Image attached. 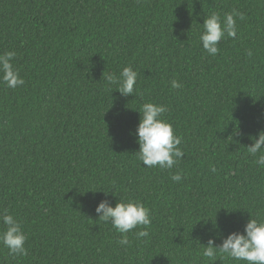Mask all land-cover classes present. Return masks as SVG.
Masks as SVG:
<instances>
[{
	"label": "trees",
	"instance_id": "1",
	"mask_svg": "<svg viewBox=\"0 0 264 264\" xmlns=\"http://www.w3.org/2000/svg\"><path fill=\"white\" fill-rule=\"evenodd\" d=\"M232 11L244 15L237 36L211 56L202 24ZM9 51L25 84L0 80V213L21 222L28 254L0 243V264H245L202 248L264 218V168L246 148L264 130V0H0ZM127 66L136 96L104 78ZM146 102L167 106L183 137L172 169L138 159ZM100 190L115 192L112 206L120 197L151 209L149 235L138 227L119 245L98 220Z\"/></svg>",
	"mask_w": 264,
	"mask_h": 264
},
{
	"label": "clouds",
	"instance_id": "2",
	"mask_svg": "<svg viewBox=\"0 0 264 264\" xmlns=\"http://www.w3.org/2000/svg\"><path fill=\"white\" fill-rule=\"evenodd\" d=\"M237 19L243 20L244 15L237 11L224 13L223 16L217 12L207 15L202 24L203 31L199 35V40L209 55L215 56L219 53L218 45L223 38L237 36ZM247 55L252 56V51L249 50ZM15 56L14 51L0 54V80L11 89L25 84L24 78L13 63ZM104 78L109 85H115L124 96H136L139 92L138 72L131 66L124 67L119 76L109 74ZM171 85L173 88L182 86L176 80H173ZM138 111L140 113V121L136 129L139 144V151L136 152L138 159L149 168L172 169L184 157V151L180 147L183 137L177 135L173 123L164 118L163 114L168 111L167 106L146 102ZM235 134H240L239 128ZM249 138L253 143L246 146L247 152L257 157L255 163L264 168V130H261L258 136ZM211 171L216 172V168L213 166ZM181 179L182 175L179 172L171 175V180L174 182H179ZM101 191L105 199L96 207L98 220L111 223L116 232L121 234L118 240L119 245L128 246V233L138 227H143V230L134 233L137 238L149 235L148 226L152 223L151 209L142 201L122 200L120 197L115 206H112L108 196L116 195L115 192L104 190L92 192ZM0 222L4 225V230L0 232V243L9 250L10 254L26 256L28 254L25 247L27 235L23 231L21 222L7 209L0 213ZM218 253L235 261H243L245 264H264V218L251 214V219L245 224L244 232L230 233L222 239L220 245H216L215 238H210L206 247L202 248L203 257L214 259Z\"/></svg>",
	"mask_w": 264,
	"mask_h": 264
}]
</instances>
